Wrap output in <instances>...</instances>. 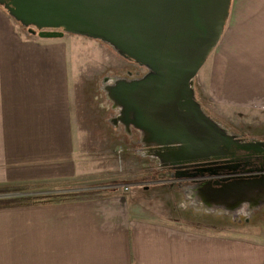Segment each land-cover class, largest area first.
<instances>
[{"label":"crops","instance_id":"obj_1","mask_svg":"<svg viewBox=\"0 0 264 264\" xmlns=\"http://www.w3.org/2000/svg\"><path fill=\"white\" fill-rule=\"evenodd\" d=\"M60 39L23 33L0 6V187L57 193L84 176L75 153L70 57ZM245 50H258L264 67V0L229 1L220 39L201 67L214 104L264 108V70L252 71ZM257 201L264 203V190L243 202ZM149 207L116 190L0 208V264H264V230L246 219L225 224L196 209L194 217H161Z\"/></svg>","mask_w":264,"mask_h":264},{"label":"rangeland","instance_id":"obj_2","mask_svg":"<svg viewBox=\"0 0 264 264\" xmlns=\"http://www.w3.org/2000/svg\"><path fill=\"white\" fill-rule=\"evenodd\" d=\"M13 20L27 34L29 27L14 18ZM56 31L63 32L59 38L67 43L70 57L75 153L84 172L83 178L76 179L75 185L69 184L62 193L87 189H116L121 193L135 195L145 205L150 204V211L161 217H194L196 214H193L195 212L192 209H196L199 213H204L202 215L206 219L225 224H230L231 221L244 223L246 219L249 225L255 226L256 231L264 230V206H260L262 202L257 201V206H251L250 202H243L244 196L240 195L233 196L234 199L227 204L214 203L211 198L215 193L227 195L226 191L220 190L217 193L213 184L214 178L199 176L202 172L206 174V170L211 174L220 168V164L226 160L225 151L198 154L173 150L171 146L177 147L176 142L170 139L165 140V144L149 142L134 127L133 114L127 107L119 104L111 93V87L125 80L128 72L139 75L149 72L146 67L123 56L113 46L99 39L63 29ZM242 54L247 61L253 63L248 65L253 72L260 73L262 68L264 70L258 50H245ZM201 74L200 68L190 85L200 108L226 132L240 138V141H245L249 148L242 150L259 149L264 155V108H235L214 104L202 88ZM255 90L262 92L263 87ZM183 149L191 148L186 145ZM184 153L188 158H195L188 166L191 164V167L197 166V169L195 173H190L193 174L192 177L176 178L174 170L177 166L173 161L185 156ZM196 181L204 185L202 189H193ZM32 186L23 192L9 193H16V196L42 195L48 194L44 191L51 189ZM262 188L264 190L263 186ZM4 194L6 193H0V198ZM200 199L208 201L210 206L201 204ZM237 211L239 215L235 217L233 214Z\"/></svg>","mask_w":264,"mask_h":264},{"label":"water","instance_id":"obj_3","mask_svg":"<svg viewBox=\"0 0 264 264\" xmlns=\"http://www.w3.org/2000/svg\"><path fill=\"white\" fill-rule=\"evenodd\" d=\"M229 1L0 0V6L41 38L61 37L63 32L57 29L89 36L146 67L149 72L144 78L115 83L112 95L131 111L133 124L149 135V142L165 144L170 139L177 144L171 146L173 150L200 154L226 153L233 145L249 148L205 114L190 89L193 77L220 39ZM181 144L191 149L184 150ZM184 154L173 161L176 168L195 159ZM180 176L175 173L176 178ZM213 184L218 185L217 193L224 190L227 195L215 193L211 199L225 204L233 196H244V200L263 190L264 176L215 180Z\"/></svg>","mask_w":264,"mask_h":264},{"label":"flooded vegetation","instance_id":"obj_4","mask_svg":"<svg viewBox=\"0 0 264 264\" xmlns=\"http://www.w3.org/2000/svg\"><path fill=\"white\" fill-rule=\"evenodd\" d=\"M204 112V111H203ZM205 113V112H204ZM206 114V113H205ZM214 121V120H213ZM215 122V121H214ZM218 124V123H217ZM219 125V124H218ZM220 126V125H219ZM221 128V126H220ZM224 130L223 128H221ZM225 131V130H224ZM226 132V131H225ZM229 134L228 132H226ZM231 135V134H229ZM236 142L239 144H244L245 141H240V138H235L233 135H231ZM249 143V142H248ZM226 160L221 163V167L215 169V172L209 173L207 170L206 174L202 172L201 176L214 178L215 180H226V181H233V180H243L248 178H254V177H260L261 175L264 176V155L262 152H260L259 149H255L252 151H245L240 148H237L236 145H233L229 148V150H226L225 153ZM191 164L188 166H181L174 170V174L178 172L179 174H182V176H185L186 178L192 177L190 173H195L196 167H191ZM222 170L221 172L219 171ZM191 170V171H190ZM217 171V172H216ZM198 173V172H197ZM196 173V174H197ZM217 187L218 185H214Z\"/></svg>","mask_w":264,"mask_h":264},{"label":"trees","instance_id":"obj_5","mask_svg":"<svg viewBox=\"0 0 264 264\" xmlns=\"http://www.w3.org/2000/svg\"><path fill=\"white\" fill-rule=\"evenodd\" d=\"M148 72L139 75L137 73L132 74L131 72L127 73V78L125 81H134L144 78ZM200 182H194L193 189L200 187ZM32 185H21V186H8L0 187V193H9V192H23L27 189H31ZM116 191H105L102 189H87L77 192H57V193H48L42 195H18L0 198V208H12L20 206H30L38 204H49V203H62V202H71L79 200H91L103 198L109 194H112ZM209 207V205H206Z\"/></svg>","mask_w":264,"mask_h":264}]
</instances>
